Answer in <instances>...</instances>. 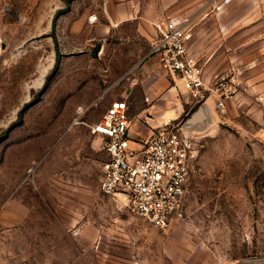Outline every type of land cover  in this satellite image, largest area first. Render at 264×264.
<instances>
[{
  "label": "rangeland",
  "instance_id": "obj_1",
  "mask_svg": "<svg viewBox=\"0 0 264 264\" xmlns=\"http://www.w3.org/2000/svg\"><path fill=\"white\" fill-rule=\"evenodd\" d=\"M120 1L0 0V264H261L264 145L241 128L190 130L201 172L188 186L184 218L166 231L100 191L107 157L90 126L112 101H125L131 118L144 87L163 76L145 108L164 95L174 122L190 117L152 45L111 16ZM185 1L187 48L206 57L227 38L218 40L216 19ZM170 16L180 17L163 20ZM197 59L208 83L228 73L243 80L226 61Z\"/></svg>",
  "mask_w": 264,
  "mask_h": 264
},
{
  "label": "built area",
  "instance_id": "obj_2",
  "mask_svg": "<svg viewBox=\"0 0 264 264\" xmlns=\"http://www.w3.org/2000/svg\"><path fill=\"white\" fill-rule=\"evenodd\" d=\"M189 31L185 20L165 19L156 25L157 38L150 54L164 72L179 81L194 105L201 106L216 96V108L224 113L225 101L245 93L248 87L235 73L206 82L201 66L187 48ZM174 121L152 130L137 143L130 135L127 103L114 100L90 126L91 133L104 140L107 157L100 191L160 231L184 218L188 186L201 172L192 133Z\"/></svg>",
  "mask_w": 264,
  "mask_h": 264
},
{
  "label": "crops",
  "instance_id": "obj_3",
  "mask_svg": "<svg viewBox=\"0 0 264 264\" xmlns=\"http://www.w3.org/2000/svg\"><path fill=\"white\" fill-rule=\"evenodd\" d=\"M171 1L178 5L175 10L169 8ZM194 1L195 13L205 14L206 17L211 15L216 19V22L213 21V28L216 30L217 39L227 38L226 42L212 45L216 48L206 57L194 55V59L197 61V58H201L205 62L222 60L230 63L229 69L242 71V83L248 88L245 93L225 101L224 113H220L216 108V96H211L203 105L194 107L193 101L182 89V115L188 108V115L191 117L202 107L206 120L194 129L217 125L220 122L241 128L242 132L254 139L258 145H264V0ZM186 5L185 0H121L120 7L110 13L118 24H132L136 34L153 45L157 38L156 25L167 18H178L170 16L163 20L164 15L178 14L179 19H182V6L186 8ZM185 21L189 25L192 23L189 19ZM223 44L224 48L219 49ZM152 79L151 86L144 87V95L148 101L140 98V110L130 118V135L137 143L143 142L152 130L165 125L176 116V110L165 108L161 102L164 95L153 106L145 108V105L150 106L152 100L160 93L157 84L167 83L163 76L160 79ZM241 121H248L256 130L249 131L241 126Z\"/></svg>",
  "mask_w": 264,
  "mask_h": 264
},
{
  "label": "water",
  "instance_id": "obj_4",
  "mask_svg": "<svg viewBox=\"0 0 264 264\" xmlns=\"http://www.w3.org/2000/svg\"><path fill=\"white\" fill-rule=\"evenodd\" d=\"M205 120H206V117L204 114V110L201 107L184 123V128L190 130L191 128H194L195 126L202 124ZM244 263L245 264L256 263V260L245 261ZM260 263L264 264V259H261Z\"/></svg>",
  "mask_w": 264,
  "mask_h": 264
},
{
  "label": "trees",
  "instance_id": "obj_5",
  "mask_svg": "<svg viewBox=\"0 0 264 264\" xmlns=\"http://www.w3.org/2000/svg\"><path fill=\"white\" fill-rule=\"evenodd\" d=\"M56 56H57V58H58V57H59V54H57Z\"/></svg>",
  "mask_w": 264,
  "mask_h": 264
}]
</instances>
